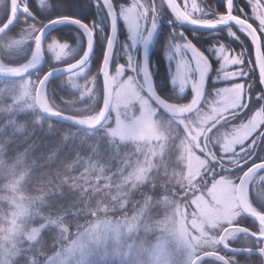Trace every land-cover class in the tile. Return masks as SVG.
Listing matches in <instances>:
<instances>
[{"label": "trees", "instance_id": "obj_1", "mask_svg": "<svg viewBox=\"0 0 264 264\" xmlns=\"http://www.w3.org/2000/svg\"><path fill=\"white\" fill-rule=\"evenodd\" d=\"M141 1L149 5L153 3V0ZM115 2L127 4L131 0H115ZM206 3L213 9L221 8L224 5L222 0H206ZM77 4L74 0H64V2L62 0H43V3H39L38 0H21V6L26 10V13L21 14L16 26L0 39V58L9 66L20 67L28 64L33 50L32 46L37 38L33 34L34 29L39 27L38 29L41 30L54 17L69 15L81 19L85 23L95 21L101 27L95 34L96 49L89 65L76 73L52 80L47 88L48 100L53 109L64 114L86 118L102 109L104 84L103 78L99 74L101 69L98 67L103 60L107 36L110 33V22H108L109 17L107 18L106 10L102 5L97 6L94 0H81ZM236 4L239 5L240 0H236ZM61 9L65 12H62ZM11 12L12 0H0V27L9 20ZM33 13L35 19H33ZM164 13L173 19L166 6ZM223 14L225 13L221 11L220 18ZM236 15L240 17L238 11ZM165 26L170 31L162 29L157 38V52L153 56L159 69L156 70L153 79L160 95L168 99L165 90L167 66L164 67V58L158 55V51L160 49L162 52L165 51L169 33L175 27L182 30L213 60L214 72L209 82L206 98L208 102H215L217 98L213 89L222 86V82H217L220 73L217 68L220 63L214 59L215 51L210 48V45L218 40L229 43L237 50L246 45H241L239 41L227 35L228 31L232 29L225 28L207 33L192 31L177 23L173 27L168 24ZM194 33L195 35H193ZM31 35H33V41L29 42L28 51L25 54L9 53L10 40L27 39ZM238 35L241 36V39H247V42L251 43L250 38H246L244 34L238 32ZM53 36L68 41L73 46L71 49L81 46L80 52L71 60L55 62V54L49 55L47 50V52L45 51L46 65L40 71L19 80L0 78V264H3L1 242L7 234L11 213L13 209L17 208V203L14 200L16 196L21 197L22 194L23 199L29 204L28 220L23 224L26 234H23L19 242L17 241V253L10 264H47L56 256L54 253L63 252L67 246L73 243L74 239L84 234V231L94 224L98 222L110 223L117 225V229H119V223L126 219L137 220V227L127 231L123 229L118 236L111 238L112 242L105 246L108 250L105 259L99 260L95 256L96 259L92 263L88 256L84 258L86 261L81 264H177L173 260L177 257L175 249L168 253L173 248L172 244L164 243L168 237L161 241L162 236L170 234L169 226H166V223L168 224L167 217L171 213L169 209L174 207L193 208L191 201L187 202L188 197L190 198L201 191L206 184L209 185L215 177L216 171L217 173L224 172V166L227 167V170L237 171L242 167L245 168L253 160L264 157L262 155L264 154V138L257 139L255 144H252L250 138L247 139L246 145L250 142L254 153L248 158L242 159L237 166H233L236 161L226 163L222 160L220 153L213 159L206 158L204 169L206 176L203 177L202 182H196L191 178L186 179L184 160L188 153L187 144L189 146L191 139L183 134L185 129L180 128V122L193 117L188 118L187 116L183 117L184 119H178L179 117L166 115L144 93V97L158 109L161 121L164 123L165 120V128L169 132L170 139L166 149L164 145L162 149L159 147L163 142L158 145L151 142L147 146V150H149L147 154L151 156L155 151L164 149L165 151L159 159L154 158L153 164H146L147 167L152 166V169L146 173L147 176L143 182L136 184L135 180L133 181L134 177L129 173L131 174L130 168L135 166V160L139 157L138 152L141 145L132 140L127 141L129 134L126 130L119 133L118 129L112 127L114 124L108 122L109 118L98 129L83 130L46 118L37 110L32 93L37 90L41 77L51 68L77 61L86 50L84 33L73 26L58 27L48 35L47 39ZM128 37V31L122 32L121 26L120 41H127ZM116 51L117 55L114 56L113 65L118 61L120 67H124L127 57L121 52L119 46ZM58 58L62 60L60 55ZM252 58L254 59V51ZM117 68L112 69L113 80ZM245 69L248 70V76L243 81L252 85L251 103L241 114L245 116L243 117L244 121H247L253 107L260 103L264 104V101L253 98L257 93L263 92L256 61L253 64L249 60ZM93 78L98 80L92 81ZM189 99L190 97L185 96L183 99H173L172 102L186 103ZM139 107V103H134L129 108L123 106L120 111L126 118H130L136 114ZM241 120L240 117L229 118V121H225L223 126L227 124V126H231L236 123L234 125H238L237 128L240 131L242 126L238 122ZM125 127L129 126L125 124ZM124 170L128 177H125L124 180L119 179V177H123ZM22 173L25 175L22 176ZM65 177L68 178L67 183L64 182ZM74 185H79V187ZM14 186L19 191L13 188ZM260 186L264 190V181H261ZM97 188L100 191H96ZM250 193L253 205L258 206L259 202L254 187ZM114 195L117 196L116 200H112ZM98 201L107 205L109 210H101ZM258 207L261 211L264 209L260 205ZM94 212L95 215H93ZM188 213V211H184L183 215L186 217ZM234 225L247 227L256 233L260 231L258 225L243 213ZM226 227L228 225L219 231V237ZM27 233L28 236H26ZM236 240L229 244L236 248H254L263 244V242L245 234H239ZM215 251L222 253L232 264H264L263 258L260 256L234 255L226 252L220 245ZM74 264L76 263L74 262ZM202 264L223 263L215 259H207Z\"/></svg>", "mask_w": 264, "mask_h": 264}, {"label": "rangeland", "instance_id": "obj_2", "mask_svg": "<svg viewBox=\"0 0 264 264\" xmlns=\"http://www.w3.org/2000/svg\"><path fill=\"white\" fill-rule=\"evenodd\" d=\"M28 1V0H27ZM76 5L77 2L81 0H74ZM224 1V0H222ZM153 3L159 7L160 0H153ZM134 3H144L141 0H134ZM152 3V4H153ZM151 5V4H150ZM26 7V6H25ZM27 8V7H26ZM65 12V10H62ZM165 12V7L162 9V15L160 19V23L158 26L157 33L154 35L153 41L154 42L160 32L163 29L164 31H170L169 28L166 29L168 21L172 20ZM12 13V12H11ZM60 17V16H59ZM58 18V17H56ZM108 18V16H107ZM52 19H55L52 18ZM108 22L109 19H108ZM122 32L126 31L127 28L124 25V22L121 20ZM210 23H216V21H209ZM110 24V23H109ZM169 26V25H168ZM39 27L35 28L33 34L38 30ZM180 30V29H178ZM128 31V30H127ZM186 35V34H185ZM188 37V36H187ZM9 43V53L13 54H25L28 51L29 42L32 43L33 35L30 38H23V39H12ZM36 42V39H35ZM264 46V42H263ZM86 47V41H85ZM32 53L30 56V60L28 64H24L20 66V69L35 64L39 61V55H37L34 51V46H32ZM81 50V46L75 49H68L63 48L60 49L58 52L57 50L49 51L48 54L54 55L55 62H66L68 60L73 59ZM47 52V50H45ZM45 52V53H46ZM61 52V54H60ZM157 52V48L154 53ZM60 55L59 60L58 56ZM158 55L164 58V67L167 66V79L165 82L171 83V87L174 90L173 94L170 95L167 92L168 96L173 97V99H183L185 96H188V93L191 90V86L187 85L185 92L183 94L179 93V81L173 85L171 82L172 75L175 73L176 68V60L179 59L177 55L176 59L173 61H169L166 52L158 51ZM158 56V57H159ZM214 59L219 61L215 53H213ZM160 58V57H159ZM161 59V58H160ZM0 62L7 68V69H14L19 68L15 66L6 65L0 58ZM154 57L153 63L151 65L152 68V75L155 74L156 70L158 69L155 65ZM124 66V65H123ZM129 67L133 68V71L128 72L126 71L125 67L117 68L115 72V79H114V86L115 88V97H114V104L112 108V115L109 117L108 122L114 124L112 127H115L119 130V133H123L126 130L129 134L128 140H132L136 143L141 145V148L138 152L139 157L135 160V166L130 168L129 175H132L134 183L138 184L143 182L146 178V173H148L152 166L147 167L146 164H153L154 158H158L162 155L163 151L169 145L170 135L165 128V120L164 123L161 121L160 114L158 109H156L151 102L144 97V90H143V83L142 79L136 74L134 70V65H130ZM122 69V70H121ZM159 70V69H158ZM217 70L220 71V65ZM235 70V69H233ZM161 71V70H160ZM248 70L244 68V75L247 76ZM239 72L237 73V75ZM162 76V75H160ZM96 78V77H95ZM95 78L92 79L95 80ZM164 78V77H163ZM234 78V77H233ZM96 79L95 81H97ZM94 81V82H95ZM216 82V80H214ZM217 82L221 83L222 86L215 87L218 90L222 87L228 86L230 84H234L237 81L232 80H223L220 78V73L217 78ZM240 83L234 84L230 89L226 90L223 99L220 100L219 107L216 106L217 100L215 102L209 101L205 98L203 106H201L195 113L188 116V118L193 117L189 120H183L180 122V128L183 130L185 129V135L190 137L191 143L187 144L188 153L185 156V176L186 179L191 178L196 182H202L204 176H206V162L207 157L213 159L214 156H217L221 153V159L229 163L230 161L233 163V166H237L242 159L248 158L254 153V148H252V144H255L257 141V136L255 139H252V144L250 142L246 145L247 139H249L253 133L260 127L262 123H264V112H257L254 120L252 122L244 121V115H241L244 111L243 108L240 109V114L237 117L242 118L241 121L238 122L242 129L239 131L238 125H234L233 123L231 126H223L225 121H229V118L236 119V115L232 112L234 107H238L239 101L243 99L247 89L245 88V81L240 80ZM99 83V82H96ZM210 91V89H209ZM212 91V89H211ZM36 96V91L32 93L34 100ZM258 94L253 97L258 99ZM146 95V94H145ZM48 97V94H47ZM191 101V100H190ZM190 101L186 103L189 104ZM208 102V103H207ZM50 103V102H48ZM139 103V109L133 117L126 118L120 108L125 106L129 108L132 104ZM186 103H179L173 102V104L177 107L183 106ZM207 103V104H206ZM36 104V103H35ZM263 104V103H260ZM259 104V105H260ZM253 107L252 112L259 107ZM99 111L89 117H86L85 120L89 123H93L96 121L99 115ZM252 112L249 114L251 115ZM126 114V113H125ZM235 115V116H234ZM183 118L179 117L178 119ZM249 118V117H248ZM184 119V118H183ZM130 120V121H129ZM125 124L129 127H125ZM236 128V129H234ZM118 132V131H117ZM171 133V131H170ZM182 134V133H181ZM180 137V136H179ZM183 139V138H181ZM158 145L159 143L163 142L159 147L162 149L164 145V150L162 151H155L153 152V156L148 155L147 146L149 144ZM147 143V144H146ZM185 145V144H184ZM241 145H244L241 147ZM251 148V151H250ZM217 153V154H216ZM213 155V156H212ZM264 156V154H262ZM262 158V159H261ZM260 159H256L255 162L264 160V157ZM149 160V161H148ZM178 161H180L178 159ZM125 162V161H123ZM246 168V167H245ZM237 170V168H235ZM247 169V168H246ZM227 167H223V171L221 173H214L216 174L215 177L211 180V182L206 184V186L199 192L192 195L190 198L188 197L187 202L192 203L193 208H170L169 212L170 215L167 217L166 226L168 225L169 235L162 236V240L164 241L166 237L167 240L164 241L166 245L172 244L173 248L168 251H174L177 257L173 260L177 264H193L194 260L202 253L208 251H215L216 248L220 245L218 236L219 231L225 227V225L232 226L236 221H238L242 217V211L240 210L238 201H237V185L240 180L241 175L245 170H230ZM120 171V169H119ZM121 172V171H120ZM123 177H119V179L124 180L125 177L127 178L128 175L124 170ZM121 181V180H120ZM199 184V183H198ZM261 181L258 183H254V191L257 196L259 205L264 208V196H261L257 190L264 191L263 188L260 186ZM16 190L17 187H13ZM19 191V190H18ZM22 194V193H21ZM20 195V194H19ZM23 195V194H22ZM21 197L16 196L15 202L16 209H13L10 224L8 225L7 234L4 236L2 244V262L3 264H10L17 253V241L19 242L23 236L26 234L23 228L24 222L28 220V207L29 204L26 200ZM250 197V198H249ZM247 199L249 204L252 208L259 213H264V209H261L256 205H253L250 195V188L247 191ZM189 209V210H188ZM184 211H188V215L185 217ZM138 221L133 220H124L119 223V229L117 225L110 224V223H103L98 222L94 224L92 227H89L84 234L79 235L76 239H74L70 246L64 249L63 252L59 253L58 255L54 256L47 264H81L84 263L86 260L84 258L91 259L92 263L95 261L96 257L99 260H103L107 256V247L105 248L108 243L112 242L114 236H118L121 230H129L137 227ZM126 228V229H125ZM165 229V228H163ZM165 229V231H168ZM24 232V233H23ZM166 233V232H165ZM264 233V230L261 229V234ZM240 233L237 231H232L228 233L225 238L227 243L237 241V237ZM163 235V234H162ZM28 236V233L27 235ZM219 243V244H218ZM158 245V244H157ZM156 245V248H157ZM238 248V247H237ZM166 249V248H163ZM217 260V259H215ZM219 261V260H217ZM221 262V261H220ZM203 263V262H202ZM201 263V264H202ZM222 263V262H221Z\"/></svg>", "mask_w": 264, "mask_h": 264}, {"label": "snow or ice", "instance_id": "obj_3", "mask_svg": "<svg viewBox=\"0 0 264 264\" xmlns=\"http://www.w3.org/2000/svg\"><path fill=\"white\" fill-rule=\"evenodd\" d=\"M38 2L43 3V0H38ZM62 2H64V0H62ZM94 3L97 6H103L111 25V31L107 36L106 46L104 48L103 60L98 69L111 70L120 67L118 61L113 65V59L114 56L117 55L116 50L119 46L121 52L127 57V60L124 63L126 71H133V68L129 66L134 65L136 74L141 79H147L153 88H156V86L149 62V48L154 35L157 33L162 9L165 6L170 10L173 17L169 23L188 24L198 28L207 29H217L221 26H225L226 29H232L231 31H228L227 35L230 38L239 41L241 45L246 46H242L237 50V48L232 47L229 43L218 40L210 45V48L214 49L215 55L221 62L220 78L228 81H237L234 84L240 83L238 81L244 80V78L248 76L243 73L245 65L249 60L255 64V45L252 43V37L245 26L236 24L234 20L228 21L227 24L220 23L221 11L232 15H235L238 11L241 18H245L248 20V23L253 26L255 25L254 27L257 28L262 41H264V0H240L239 5L236 4V0H232L231 7L229 0H224L223 7H215V9L207 4L206 0H160L158 8L155 3L151 5L134 3V0H131V2L127 4H117L115 0H94ZM33 19H35L34 13ZM121 20L124 22L129 33L128 40L123 42L119 39L118 25ZM209 21H216V23L213 24ZM64 23L77 25L85 34L86 50L80 59L84 61V64L89 65V60L93 54L96 42L95 34L97 29L101 26L97 25L95 21L92 23H85L81 19L69 15L49 20L42 30L38 29L34 33V35L39 38L38 42H34L35 53L39 55L43 50L53 51L63 48L71 49L73 47L68 41H63L55 36L47 40L45 39V32L50 26ZM238 32L244 34L246 38H250L251 43H248L247 39H241ZM193 35H195V33ZM253 51L254 59L252 58ZM165 52L170 62L176 59L177 55L179 56V59L176 60L175 73L172 75L171 82L173 85L179 81L180 94L185 92L187 85H190L193 90V98L189 103L197 101L203 106L204 99L206 98V77L211 70V61L182 30L176 28L169 33L168 41L165 44ZM83 66L84 65H81V67ZM12 71L18 72L22 71V69L14 68ZM238 72L239 74L237 75ZM99 74L103 77V71ZM50 75L51 73L47 72L41 77V80ZM261 82L264 83V79L261 78ZM234 84H230L215 91L217 107H219L218 102L223 99L226 90L230 89ZM244 84L247 91L243 99L239 101L238 107L232 109L236 118L241 113L240 109L243 108L246 110L251 103L250 90L252 85L249 83ZM258 99L264 101V92L258 94ZM257 112H264V104H260L259 107L252 112L247 121L252 122ZM261 132H264V124H261L260 127L256 129L250 137V140L255 139L256 136L264 138V136L260 135ZM243 146L244 145H241V147ZM254 163L255 160L249 163L246 168H251ZM246 168L242 167V170H246ZM260 181H264V167L258 168L249 178L250 190L254 183ZM257 191L261 196H264V191Z\"/></svg>", "mask_w": 264, "mask_h": 264}, {"label": "water", "instance_id": "obj_4", "mask_svg": "<svg viewBox=\"0 0 264 264\" xmlns=\"http://www.w3.org/2000/svg\"><path fill=\"white\" fill-rule=\"evenodd\" d=\"M230 7L232 0H229ZM170 11V10H169ZM26 10L21 6V0H12V13L9 18V20L2 26L0 27V39L6 35L8 32H10L18 23L19 18L21 14H25ZM56 19V18H55ZM234 20L236 24L238 25H243L246 27V29L249 31L250 36L252 37L253 44L255 45V61L258 69V74L260 78V84L262 86L263 92H264V83L261 82V78L264 79V46H263V41L261 39L260 34L257 31V28L254 27L252 24L248 23V20L245 18H241L239 16L232 15L230 13H225L221 16L220 18V23L227 24L228 21ZM110 21V20H109ZM214 24V23H213ZM63 25H70L73 26L77 29H79L81 32H83L77 25L71 24V23H64V24H55L53 26H50L46 32H45V39L47 40L48 35L56 28L63 26ZM183 28L192 30V31H197V32H217L222 29H225V26H221L217 29H207V28H198L192 25L188 24H179ZM45 26V25H44ZM43 26V28H44ZM119 35H120V22H119ZM42 28V29H43ZM41 29V30H42ZM110 31H111V25H110ZM42 34V33H41ZM110 34V33H109ZM85 35V34H84ZM39 41V38H36V42ZM198 47V46H197ZM157 48V41L155 40L154 42L151 43L150 48H149V62L151 65L152 57L154 55V52ZM199 48V47H198ZM96 49V42L95 46L93 49V54L90 57L89 62L94 56ZM201 50V49H200ZM202 51V50H201ZM203 52V51H202ZM204 54L207 56V54L204 52ZM208 57V56H207ZM210 60V58L208 57ZM211 61V60H210ZM46 64V54L45 50H43L39 54V61L35 64L26 66L22 68V71L14 72L10 69L7 68H0V78L1 79H8V80H19V79H24L31 74L40 71L45 67ZM81 65H84L81 67ZM87 65L84 64V61L81 59H78L77 61L68 64L67 67L66 65L63 66H58L50 69L47 72H50L51 75L48 77H45L43 80H40L37 90H36V96H35V103H36V108L39 111L41 115H43L46 118L49 119H54L66 124H69L71 126H74L79 129L83 130H95L100 128L102 125L105 124L107 119L109 118L113 104H114V97H115V86H114V80L112 76V69L111 70H105L101 69L103 71V84H104V98H103V105L102 109L99 113L98 118L96 119L95 122L89 123L83 118H79L76 116L68 115L61 113L55 109H53L49 103V106L47 105L46 99L48 100L47 97V88L49 83L56 79L60 78L63 76H67L73 73L78 72L79 70L83 69ZM214 66L211 61V70L208 73L206 77V93H207V88L209 84L210 77L213 73ZM46 72V73H47ZM45 73V74H46ZM143 83V90L146 96L166 115L169 116H174V117H187L190 116L191 114L195 113L200 107V103L197 101H193L192 103L188 104L187 106L183 108H174L171 103H169L165 98H163L158 89L157 86L156 88H153L147 79H142ZM205 93V95H206ZM205 100V99H204ZM49 102V100H48ZM264 167V161L255 163L252 165L251 168H247L245 172L241 175L240 180L237 185V201L240 207V210L242 213L252 221L258 224L260 229H262V226H264V213H259L256 212L252 206L249 204L248 199H247V191L249 188V178L251 175L258 169ZM259 221V223H258ZM232 231H237L242 234H246L250 236L251 238L258 240V241H263L264 242V233H256L253 230L241 226V225H232L226 227L223 232L220 235V246L228 253L234 254V255H241V254H250V255H257L263 258L264 260V247H256V248H236L233 246H230L226 241L225 238L228 235V233ZM207 259H217L221 261L223 264H232L222 253L217 252V251H208L205 253L200 254L193 262V264H201L203 261Z\"/></svg>", "mask_w": 264, "mask_h": 264}, {"label": "flooded vegetation", "instance_id": "obj_5", "mask_svg": "<svg viewBox=\"0 0 264 264\" xmlns=\"http://www.w3.org/2000/svg\"><path fill=\"white\" fill-rule=\"evenodd\" d=\"M174 24L175 23H169V21H168V25L169 26H174ZM175 28V27H174ZM157 42H158V39H157ZM209 58H210V60L212 61V63H213V60L211 59V57L209 56V55H207ZM156 65V64H155ZM155 65H154V67H155ZM157 67V66H156ZM211 79V78H210ZM154 80V79H153ZM155 82V81H154ZM165 90H166V92H169V94L172 96V95H175V93L173 94V92H174V90L172 89V87H171V83L169 82V83H167L166 82V84H165ZM171 96H167L168 97V99L167 98H165L169 103H171L172 105H173V107L174 108H183V107H185V106H187L188 104L186 103V104H184L183 106H180V107H177V106H175L174 104H173V97H171ZM188 97H190V99L188 100V101H190L192 98H193V90L191 89L190 90V92L188 93ZM190 104V103H189ZM260 161H262V160H260ZM260 161H257V162H260Z\"/></svg>", "mask_w": 264, "mask_h": 264}, {"label": "clouds", "instance_id": "obj_6", "mask_svg": "<svg viewBox=\"0 0 264 264\" xmlns=\"http://www.w3.org/2000/svg\"><path fill=\"white\" fill-rule=\"evenodd\" d=\"M260 135H261V136H264V132H261ZM257 139H260V136H257ZM69 167H71V165H69ZM21 175L23 176V175H25V173H22ZM67 181H68V178L65 177V178H64V182L67 183ZM74 186H75V187H79V185H74ZM96 191H100V189L97 188ZM106 195H107V194H106ZM116 199H117V196H116V195L112 196V200H116ZM98 204H100V209H101V210H105V211H106V210H109L107 205L101 204V202H99V201H98ZM121 206H123V205H121ZM95 214H96V213L94 212L93 215H95ZM262 230H264V226H262ZM57 254H58V253H54V255H57Z\"/></svg>", "mask_w": 264, "mask_h": 264}, {"label": "bare ground", "instance_id": "obj_7", "mask_svg": "<svg viewBox=\"0 0 264 264\" xmlns=\"http://www.w3.org/2000/svg\"><path fill=\"white\" fill-rule=\"evenodd\" d=\"M0 68H6L1 62H0ZM47 105L49 106L48 100L46 99ZM101 111V110H100ZM249 189V188H248Z\"/></svg>", "mask_w": 264, "mask_h": 264}]
</instances>
